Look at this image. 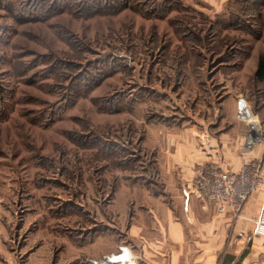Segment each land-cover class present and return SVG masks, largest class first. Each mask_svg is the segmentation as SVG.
<instances>
[{
    "label": "rangeland",
    "instance_id": "1",
    "mask_svg": "<svg viewBox=\"0 0 264 264\" xmlns=\"http://www.w3.org/2000/svg\"><path fill=\"white\" fill-rule=\"evenodd\" d=\"M260 56L264 0H0V246L23 264L116 224L151 123L240 93L264 131Z\"/></svg>",
    "mask_w": 264,
    "mask_h": 264
},
{
    "label": "crops",
    "instance_id": "2",
    "mask_svg": "<svg viewBox=\"0 0 264 264\" xmlns=\"http://www.w3.org/2000/svg\"><path fill=\"white\" fill-rule=\"evenodd\" d=\"M246 104L240 93H229L204 117L149 124L143 145L154 158L155 170L118 185L109 210L117 225L111 219L93 225L90 240L69 237L68 244L59 238L64 243L59 253H53L55 247L28 245L23 264H96L123 243L131 247L137 264H264V236L255 234L264 210V187L235 214L219 212L191 186L197 164L215 159L218 151L233 171L260 159L264 172V131L263 140L249 146ZM0 254L7 264H22L14 262L13 250L5 244Z\"/></svg>",
    "mask_w": 264,
    "mask_h": 264
},
{
    "label": "built area",
    "instance_id": "3",
    "mask_svg": "<svg viewBox=\"0 0 264 264\" xmlns=\"http://www.w3.org/2000/svg\"><path fill=\"white\" fill-rule=\"evenodd\" d=\"M243 112L248 120L247 138L251 146L263 140V126L258 114L248 107ZM227 165L220 152H215V159L197 164L191 186L195 193L219 212L238 214L248 198L264 187L263 163L260 159H254L238 171L229 169ZM255 234L264 236V210L257 218ZM106 256L97 260L96 264H137V256L126 243L121 244L117 252Z\"/></svg>",
    "mask_w": 264,
    "mask_h": 264
},
{
    "label": "trees",
    "instance_id": "4",
    "mask_svg": "<svg viewBox=\"0 0 264 264\" xmlns=\"http://www.w3.org/2000/svg\"><path fill=\"white\" fill-rule=\"evenodd\" d=\"M245 7L247 8V6H245ZM254 80L258 84H262L264 82V56H260L259 57L257 69L255 71V78H254ZM255 110H257L256 107H255ZM120 149H123L124 150L125 148H120ZM143 169H144V172H146V173L149 171V169L147 167L146 168H143ZM140 176H145V175H139V177Z\"/></svg>",
    "mask_w": 264,
    "mask_h": 264
},
{
    "label": "water",
    "instance_id": "5",
    "mask_svg": "<svg viewBox=\"0 0 264 264\" xmlns=\"http://www.w3.org/2000/svg\"><path fill=\"white\" fill-rule=\"evenodd\" d=\"M241 101H242V103H245V99L244 98H241ZM107 257V256H106Z\"/></svg>",
    "mask_w": 264,
    "mask_h": 264
}]
</instances>
